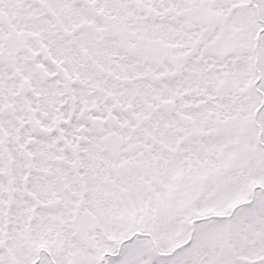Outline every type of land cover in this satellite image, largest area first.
I'll list each match as a JSON object with an SVG mask.
<instances>
[{
  "label": "snow or ice",
  "instance_id": "6c2138e0",
  "mask_svg": "<svg viewBox=\"0 0 264 264\" xmlns=\"http://www.w3.org/2000/svg\"><path fill=\"white\" fill-rule=\"evenodd\" d=\"M0 264H264V0H0Z\"/></svg>",
  "mask_w": 264,
  "mask_h": 264
}]
</instances>
